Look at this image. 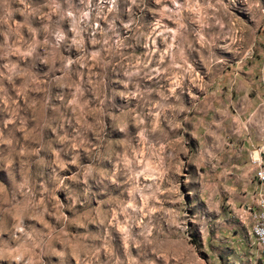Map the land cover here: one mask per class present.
Segmentation results:
<instances>
[{"label":"rangeland","instance_id":"1","mask_svg":"<svg viewBox=\"0 0 264 264\" xmlns=\"http://www.w3.org/2000/svg\"><path fill=\"white\" fill-rule=\"evenodd\" d=\"M248 165L264 0H0V264H264Z\"/></svg>","mask_w":264,"mask_h":264},{"label":"built area","instance_id":"2","mask_svg":"<svg viewBox=\"0 0 264 264\" xmlns=\"http://www.w3.org/2000/svg\"><path fill=\"white\" fill-rule=\"evenodd\" d=\"M252 162H254L252 160ZM255 177L258 185L260 186L258 192L256 193V205L258 207V216L255 224L252 226V235L255 237L260 253L264 256V167L259 166L255 172Z\"/></svg>","mask_w":264,"mask_h":264},{"label":"crops","instance_id":"3","mask_svg":"<svg viewBox=\"0 0 264 264\" xmlns=\"http://www.w3.org/2000/svg\"><path fill=\"white\" fill-rule=\"evenodd\" d=\"M253 163V162H251ZM254 169L253 165H248V167L244 168L243 173L240 174V176L233 174L234 177L238 179H240L242 182L245 183V192L241 193V196L245 197V203L243 204V207L246 206L247 207V200L246 197H250L251 201L253 200L254 194H249L247 189H254V187H258V183H256V181L252 178V170ZM263 189H264V185H263Z\"/></svg>","mask_w":264,"mask_h":264}]
</instances>
